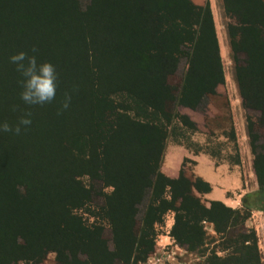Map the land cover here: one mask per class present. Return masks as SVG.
<instances>
[{"label":"trees","instance_id":"trees-1","mask_svg":"<svg viewBox=\"0 0 264 264\" xmlns=\"http://www.w3.org/2000/svg\"><path fill=\"white\" fill-rule=\"evenodd\" d=\"M220 1L243 107L264 129V0ZM21 51L55 66L53 102L20 100L9 58ZM224 83L209 1L0 0V122L15 127L28 112L32 120L19 135L0 133V264H42L50 254L55 264H144L169 213L182 250L205 256L212 225L219 244L208 264H263L247 227L255 202L264 205V144L252 117L259 193L244 208L207 206L196 193L211 186L186 177L184 164L176 179L161 170L170 128L195 130L175 106L199 109ZM95 196L104 200L97 208Z\"/></svg>","mask_w":264,"mask_h":264},{"label":"rangeland","instance_id":"rangeland-1","mask_svg":"<svg viewBox=\"0 0 264 264\" xmlns=\"http://www.w3.org/2000/svg\"><path fill=\"white\" fill-rule=\"evenodd\" d=\"M81 1L83 5L88 3V0ZM192 1L197 5H204L207 1L211 4L224 67L225 83L216 89V95L208 96L199 109L192 110L178 104L175 106V111L180 116H186L194 123L195 130L184 127L180 122L170 128L166 152L162 162V173L166 175L163 171L164 167L168 173L170 170H176L178 162H181L182 148L185 147L192 153H203L210 157L217 167L222 165L240 167L243 179L249 183L250 188L255 187V194H258V188L256 189L258 184L253 168L254 156L247 132L248 117H252L256 124L255 128L258 133L259 144H264V129L258 127L259 114L248 112L243 107L235 79V64L226 32V25L229 20L224 16L220 0ZM185 68V61H183L180 63L176 76L171 80L172 85L179 86L181 84ZM195 163V159L192 157L185 159L183 162V171L186 177L192 181L196 180L194 178ZM90 182L89 179H85L87 185ZM99 187L100 184H95L97 190L100 189ZM111 190L106 189L105 192L109 193ZM196 195L209 206L210 202L204 200L203 196L198 195V193ZM258 201L255 202L256 207L252 209V217L248 221L247 227L256 230L258 234L259 247L263 254L264 264V211H262L264 205ZM103 202V198L95 196L92 205L97 208ZM173 225L174 214L169 213L165 217L164 224L161 227H157L158 238L155 252L144 264H208L209 253L219 244L216 234L212 235L208 229L210 225H206V230L210 236L209 241L215 238L216 242L208 245V252L205 256L188 253L177 247L170 237ZM166 237L171 239L170 242L173 245L169 244ZM42 264H55V255L50 254Z\"/></svg>","mask_w":264,"mask_h":264},{"label":"crops","instance_id":"crops-1","mask_svg":"<svg viewBox=\"0 0 264 264\" xmlns=\"http://www.w3.org/2000/svg\"><path fill=\"white\" fill-rule=\"evenodd\" d=\"M181 153V162H178L176 170H170L168 173L164 167V173L169 178L176 179L180 175L184 160L190 157L195 159L194 178L202 179V181L208 183L212 188L209 194L203 195L204 200L207 202H221L230 208L241 209L244 199H251V196L255 195V187H249V183L243 179L240 167H230L228 165L217 167L210 157L203 153H192L185 147L182 148ZM208 229L212 235L215 234L212 225L208 226ZM166 239L170 245H173L170 242V238L166 237ZM169 256L173 258L170 254Z\"/></svg>","mask_w":264,"mask_h":264},{"label":"clouds","instance_id":"clouds-1","mask_svg":"<svg viewBox=\"0 0 264 264\" xmlns=\"http://www.w3.org/2000/svg\"><path fill=\"white\" fill-rule=\"evenodd\" d=\"M33 52L36 50L33 49ZM9 62L15 65V71L21 77L20 100L27 106H43L51 103L56 98L57 72L55 66L50 62H38L35 55L29 56L26 52L16 53L9 58ZM71 98L65 96L63 109H67ZM31 113L28 112L21 117L18 124L13 127L7 122H0V133L14 132L19 135L22 128L31 126Z\"/></svg>","mask_w":264,"mask_h":264}]
</instances>
